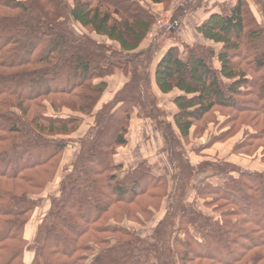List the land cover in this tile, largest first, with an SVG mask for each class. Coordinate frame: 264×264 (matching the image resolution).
<instances>
[{
  "label": "trees",
  "instance_id": "trees-1",
  "mask_svg": "<svg viewBox=\"0 0 264 264\" xmlns=\"http://www.w3.org/2000/svg\"><path fill=\"white\" fill-rule=\"evenodd\" d=\"M202 13L205 43L171 45L153 69L141 48L158 13L137 0H0V264H264V171L188 156L239 122L254 132L235 150L264 162V26L249 0ZM117 69L121 83L98 108ZM153 84L174 94L172 123ZM220 110L226 131L198 143ZM133 112L161 129L170 175L147 158L116 160Z\"/></svg>",
  "mask_w": 264,
  "mask_h": 264
},
{
  "label": "rangeland",
  "instance_id": "rangeland-1",
  "mask_svg": "<svg viewBox=\"0 0 264 264\" xmlns=\"http://www.w3.org/2000/svg\"><path fill=\"white\" fill-rule=\"evenodd\" d=\"M141 3L145 8L151 9L152 12L158 13L157 20L155 24L153 25L151 31L148 33L143 45L142 50L143 52H148L149 55L152 57L151 63L152 68L154 69V66L161 55L163 51H165L169 46L177 44L180 46H184L185 44L189 43H205L204 40L201 38V36L196 32L195 27L197 24L200 23L203 16V7H208L215 5L216 1L217 3L221 4H228L231 0H173V3L168 7L164 8L162 5L154 4L151 0H137ZM251 3L252 9L254 11V14L256 16V19L261 23L262 26H264V0H249ZM217 8V7H214ZM206 12V10H205ZM162 20L164 25H167L166 28L159 27L158 21ZM73 28L79 32L82 30L79 25H76L75 23L72 24ZM151 32H153L152 35ZM161 32V33H160ZM160 33V34H159ZM216 48H220V45L215 44ZM214 64L217 66V60L215 59ZM219 65V64H218ZM122 79V74L120 70H116L114 75L111 77L109 86L111 88L106 93L103 94V99H107L108 95L112 93V96L114 95L115 91L117 90L119 83ZM114 87L115 90L113 91ZM153 88H156V85L153 84ZM155 101L158 104V106L161 108V119L167 121L168 123H172V114L176 111V106L174 105L173 98L174 94L169 95H162L161 93H158V91L155 92ZM111 96V98H112ZM110 98V99H111ZM102 100V99H101ZM101 102V101H100ZM136 112V111H135ZM133 112L131 116V129L129 131V138L132 142V153L125 154L124 157L117 159H124L126 168L129 166L134 167L138 161L144 160L147 158L149 164L153 165L155 169L160 168L163 170L167 175L171 174V168L167 162L166 153L164 151L160 152L159 150H155L154 145L156 143L161 142L162 149L164 147L163 137L161 134V129L159 130L156 128V126L151 122L154 120L149 121V117H146L144 115V112H142L143 116L148 118L147 122H144L143 118L136 119L135 116L136 113ZM223 111H217L216 114L208 116V120L206 121L205 125L200 129V133H198L196 136L198 139H202V137H205L203 140L206 142H209L211 137L217 136L220 133L226 131L227 127L224 125V121L226 118V114ZM90 119H87V121ZM155 123V122H154ZM237 127L236 132H231L229 136L223 140H219L218 142L213 141L211 142L210 146L206 147L205 155H198V154H192V152L189 153V159L192 164L196 165L200 161H216V160H226L229 158L231 161H235L238 163H244L246 168L249 169H256L258 171L263 172L264 171V162L262 161V155H259V151L256 152L253 155H248L247 152L235 150V146L241 142L245 141V137L247 134H252L254 132V129L251 128L249 125H243L239 122L235 124ZM198 142V141H197ZM153 143V144H152ZM76 149L72 148L70 151L67 152L66 158H64V164H70L73 162L75 158V151ZM194 153V152H193ZM232 155V156H231ZM143 157V159H141ZM128 160V163L126 162ZM119 161V160H118ZM123 161V160H120ZM244 161V162H243ZM160 163L159 166H156L157 163ZM129 165V166H128ZM63 167L59 171V175L57 179H61L63 177ZM58 181L52 185L51 188H48L44 197H43V205L46 206V204H49V201L47 200L46 195L48 194H54L58 191ZM209 199H207L208 201ZM44 207V206H43ZM196 207L198 210L209 213L214 219L220 217V212H217L215 208L211 207L208 203H204V199H197ZM39 216V217H38ZM41 217V212L39 211L37 213V216L34 220H32L31 224V235L35 232V229L37 228L38 221ZM159 220L155 219L151 222H148L150 225L149 227L142 228L144 231L152 232V226H156ZM115 223V222H114ZM190 232L192 231L191 227L189 228ZM192 233V232H191ZM179 237L183 240L186 238V230L182 229L181 233L179 234ZM29 251L32 249L34 250V244H30ZM32 253V251H31ZM251 264V263H249Z\"/></svg>",
  "mask_w": 264,
  "mask_h": 264
},
{
  "label": "crops",
  "instance_id": "crops-1",
  "mask_svg": "<svg viewBox=\"0 0 264 264\" xmlns=\"http://www.w3.org/2000/svg\"><path fill=\"white\" fill-rule=\"evenodd\" d=\"M231 1H235V0H231ZM251 1V0H250ZM214 2H216V1H214ZM217 3V2H216ZM98 38V37H97ZM100 38V37H99ZM159 59V58H158ZM120 83H121V81H120ZM120 83H119V85H120ZM111 88V86L107 89V91L109 90ZM115 88H117V87H114V89H113V91L115 90ZM157 88V87H156ZM106 91V92H107ZM156 91H158L157 89H156ZM105 92V93H106ZM113 93V92H112ZM112 93H110L109 95H108V98L107 99H103L102 98V100H101V102L99 103V105H98V108H100V106L103 104V103H105V102H107V101H109L110 100V98H111V96H112ZM158 93H160L159 91H158ZM162 94V93H161ZM163 95V94H162ZM161 108H162V106H161ZM135 118L136 119H140L138 116H135ZM147 119L148 118H146V117H143V120H144V122H147ZM149 121H151L150 119H148ZM92 122V120L90 119V120H88L87 121V123L88 124H90ZM155 126H156V124L153 122V121H151ZM87 124V125H88ZM156 128L159 130V128L156 126ZM159 132H160V130H159ZM163 137V136H162ZM205 137H202V139H195L196 141H198V143H205L206 141H204L203 139H204ZM130 141H129V143H128V145L127 146H125V147H121L120 149H119V153H118V155H117V157H119V158H122V157H124V155L125 154H128V153H132V152H134L133 151V148H132V142H131V139H129ZM163 141H164V138H163ZM163 144H164V142H162ZM153 144V143H152ZM154 148H155V150L157 151V150H159L160 149V152H162L163 151V149H162V144H161V142H158V143H156V145H154ZM193 154V153H192ZM232 156V155H231ZM116 158V157H115ZM141 159H143V157L141 158ZM118 160V159H117ZM123 161H125L124 159H122ZM227 161H231V160H229V158H227L226 159ZM126 162L128 163V160H126ZM231 162H234V163H237V164H239L240 166H242V167H245V165H243L244 163H238V162H235L234 160L233 161H231ZM244 162V161H243Z\"/></svg>",
  "mask_w": 264,
  "mask_h": 264
},
{
  "label": "built area",
  "instance_id": "built-area-1",
  "mask_svg": "<svg viewBox=\"0 0 264 264\" xmlns=\"http://www.w3.org/2000/svg\"><path fill=\"white\" fill-rule=\"evenodd\" d=\"M158 25H159V27L161 26V27H164V28H166L167 27V25H164V23H163V21L162 20H159L158 21ZM153 34V32H151V34L150 35H152Z\"/></svg>",
  "mask_w": 264,
  "mask_h": 264
}]
</instances>
